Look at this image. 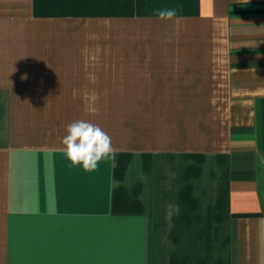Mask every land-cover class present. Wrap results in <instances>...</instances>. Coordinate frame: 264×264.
<instances>
[{"label":"crops","instance_id":"obj_1","mask_svg":"<svg viewBox=\"0 0 264 264\" xmlns=\"http://www.w3.org/2000/svg\"><path fill=\"white\" fill-rule=\"evenodd\" d=\"M0 264H264V0H0Z\"/></svg>","mask_w":264,"mask_h":264},{"label":"clouds","instance_id":"obj_2","mask_svg":"<svg viewBox=\"0 0 264 264\" xmlns=\"http://www.w3.org/2000/svg\"><path fill=\"white\" fill-rule=\"evenodd\" d=\"M161 21H171L178 15L174 8L157 9ZM26 78V77H24ZM62 138L66 159L71 166H81L86 172H94L100 162L114 155L111 137L97 124L77 120L66 127Z\"/></svg>","mask_w":264,"mask_h":264},{"label":"rangeland","instance_id":"obj_3","mask_svg":"<svg viewBox=\"0 0 264 264\" xmlns=\"http://www.w3.org/2000/svg\"><path fill=\"white\" fill-rule=\"evenodd\" d=\"M118 27V31L121 32H125L126 28H127V23H119ZM122 41V39H120ZM123 105H125V103H122Z\"/></svg>","mask_w":264,"mask_h":264}]
</instances>
